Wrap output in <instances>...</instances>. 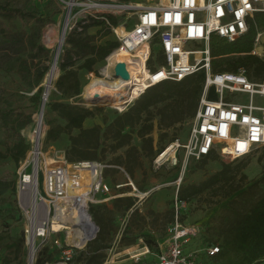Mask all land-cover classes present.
<instances>
[{
  "label": "built area",
  "instance_id": "1",
  "mask_svg": "<svg viewBox=\"0 0 264 264\" xmlns=\"http://www.w3.org/2000/svg\"><path fill=\"white\" fill-rule=\"evenodd\" d=\"M91 6L97 9L110 6L116 15L137 10L134 23L126 21V27L124 23L110 24L120 44L108 54L103 67L91 72L90 82L94 78L111 80L113 89L109 97L120 101V105L114 106L119 113L156 84L182 81L205 71L204 91L189 137L184 143L175 138L157 153V167L184 162V170L191 158L199 161L213 155L241 160L264 147V79H251L244 67L238 71L215 72L211 54L213 36L233 42L253 26L260 35L256 16L264 13V0H160L151 5L133 2L104 5L94 1ZM155 55L159 57L156 59ZM123 62L129 79H122L115 72V66ZM211 89L215 93L212 99L208 98ZM236 94L245 95L248 100L236 99ZM83 99L85 102L89 99L85 93ZM43 118L31 130V149L17 171L18 205L25 220L29 264H36L42 248L49 243L62 256L56 263L46 264H70L78 248L83 249L87 241L97 237L98 226L90 213L92 204L127 195L141 199L161 185L143 191L118 165L104 160L71 162L65 150L54 146L50 151L44 150ZM180 151L183 160L179 157ZM111 167L122 170L128 178L124 185L115 183V192L106 174ZM83 183H86L84 187ZM126 186L132 191L126 192ZM69 218L74 219L71 226ZM72 227L78 233L79 245L72 243L69 231ZM62 231L67 233V238L58 236ZM169 231L167 246L157 251L151 264H202L198 252L189 248L198 230L194 225L183 223L179 206ZM85 236L87 239L81 245ZM220 251L221 246L216 244L207 247L205 254L215 257ZM144 253H151L148 246Z\"/></svg>",
  "mask_w": 264,
  "mask_h": 264
},
{
  "label": "trees",
  "instance_id": "2",
  "mask_svg": "<svg viewBox=\"0 0 264 264\" xmlns=\"http://www.w3.org/2000/svg\"><path fill=\"white\" fill-rule=\"evenodd\" d=\"M120 1L133 2L136 0ZM0 10L8 16L26 18L21 10L10 9L7 5H0ZM31 15L35 17V26L30 28L27 33L22 31L3 33L0 51L6 48H16L17 50L28 48L30 50L31 62L21 63L15 70L21 74L22 85L28 92L33 93L30 100L34 106H37L43 104L44 88L41 84L53 61L52 49L47 48L41 42L42 28L53 19L51 15L47 16L38 12ZM123 20V15L98 14L89 19L78 20L72 27L70 26L71 28L68 27L69 31L67 30L64 41L66 45H64L63 54L58 58L61 74L55 82V87L62 93L63 98L46 103V107L57 113V118L47 123L46 140L54 142L62 135H68L69 144L65 152L66 158L71 162L101 160L107 152L115 153L126 148L124 158L118 157L117 161L119 165L125 167L131 177H134L135 172L144 166L142 155H155L152 136L155 125L161 130H169L176 124H182L187 119L196 117L205 86V71H199L182 81L168 80L156 84L124 112L106 119L104 126L97 124L93 127H85L86 120L95 118L102 107L90 108L72 101L80 98L84 89L80 70L87 72L97 70L99 67L97 68L96 65L104 63L108 54L119 46L120 43L116 39L107 37L113 33L110 24L116 26ZM256 20L259 26L264 28V13L257 14ZM93 27L98 30L91 34L89 30ZM256 33L257 30L253 26L248 33L233 42L213 36L211 39L212 69L215 72H225V70L238 71L240 67H244L251 79H264V60L252 53ZM213 97H215V93L211 89L208 98L212 99ZM33 123V113L26 112L23 105L7 109L0 108V134L4 133L13 137V141L6 147V151L0 150V160L10 158L16 166H20L21 161L31 149L30 141L22 131L32 126ZM136 130L139 139L142 140L140 148L133 143ZM1 144H5V141L0 140ZM213 158L218 159V155H213ZM209 159L211 158H203L199 167L203 168ZM246 163L245 160H242L238 165H234L233 162H222L221 168L208 178L199 183L179 186L178 199L180 201L190 200L216 187L217 191L226 189L228 197L234 193H240L242 187L236 184V179L238 175L241 179L246 178L247 175L243 172ZM107 170L106 174L108 175L110 172ZM10 184L16 188L14 183ZM10 184L0 182V186L4 188ZM257 184H261L263 188ZM241 196H244L247 202L237 210L232 208L231 216L221 232L224 245L215 257L225 260L229 264H262L264 261V174L258 183L251 184ZM135 204V198L132 196L115 197L112 198L111 210L127 212ZM107 209L108 205H91L90 213L98 226V235L86 244L84 250L78 251L70 264H104L108 256L107 251L112 248L113 239L118 233L116 218L112 212L106 214L105 210ZM14 213L19 215L17 208L12 206L0 208V216L6 217L10 214L14 215ZM24 240L22 235L17 236L8 247L16 246L17 249H20L24 245ZM121 242L124 246L134 245L137 238L123 237ZM146 244L152 251L160 249L158 239L153 235H148ZM52 258L50 249L45 247L36 263L46 264V262H52ZM7 262L8 258L0 253V264H7Z\"/></svg>",
  "mask_w": 264,
  "mask_h": 264
},
{
  "label": "rangeland",
  "instance_id": "3",
  "mask_svg": "<svg viewBox=\"0 0 264 264\" xmlns=\"http://www.w3.org/2000/svg\"><path fill=\"white\" fill-rule=\"evenodd\" d=\"M68 1L71 0H0V5H7V7L10 9H17L19 11L21 10L26 15V18H22L21 16H8L5 14V12L0 10V41L2 39L3 33L20 31L27 33L30 28H33L35 26L36 20L31 14L34 12L43 13L47 16L51 15L53 19L42 28L41 42L45 44L47 48L52 49L53 57L50 69L47 72L48 74L41 84L44 88L42 95L43 98L46 92L45 83L48 76L50 75V71L55 60V52L59 45V41L62 40L63 25L67 17V11L69 9L67 4ZM94 1L104 5L121 3L120 0H75V5L70 10V20L68 27H72L73 24L78 22V20L84 18L89 19L93 17V15L107 13L116 14L110 6L102 7L100 9L91 6ZM159 1L160 0H136L133 1V3L151 5ZM136 12L137 10L131 12V14H117L124 16L122 23L126 21L129 23H134L137 19ZM127 25L128 24L125 23L123 24L124 27ZM97 30L98 28L93 27L90 28L89 32L93 34L97 32ZM258 32L260 35L258 36L256 33L253 54L258 55L264 60V28L260 27ZM107 38L116 39L113 33L109 34ZM257 38L259 40H257ZM64 41L62 43L63 46L60 56L63 54L64 45H66L64 44ZM155 56L156 59L159 57L158 55ZM25 62H31L30 50L28 48H19V50L16 48H6L0 51V108L7 109L8 107L11 108L23 105L26 112L33 113V125L23 129L22 131L27 139L31 140V130H33L39 123V115L41 113L42 104H38L37 106L33 105L30 100V96L33 93L28 92L27 89L22 85L21 74L15 70V68H17L21 63ZM103 65L104 63H98L96 67L100 68L103 67ZM57 73V76L53 80L51 92L45 103H48L51 100L63 98L62 93L55 87V82L61 74L59 61ZM80 77L84 89L80 95V98L74 99L72 101L81 103L90 108H94L95 106L102 107V110L95 115V118L86 120V125L84 124V126L93 127L97 124L104 126L105 120L113 118L117 113H119V111L111 104H98L92 106L88 102H85L83 95L84 93L86 94V86L91 83V72L81 69ZM234 98L243 99L245 101L248 100V97L242 94H236L234 95ZM43 117V129L46 132L48 128V121L57 118V113L45 106ZM59 121L64 123L61 119H59ZM156 121L157 116L155 118V123ZM193 121L194 118L187 119L182 124H176L175 126L169 128V130H161L157 127V125L154 127L152 136L154 138L155 144V155H142L141 159H143L144 166L141 168V170H137L135 172L136 174L134 177H132V179L137 188L143 191L155 189L158 185H161V188H156L141 199H138L132 195H127L134 197L136 202L135 206L129 209L127 212H117L116 210L112 211V200L99 202L97 204V206L108 205V209L105 210V213H113L118 227V233L113 239V243L111 245L112 248L107 251L108 256L104 261V264H151L153 262L152 255H143V252L145 251L143 247L147 246L146 238L148 235H153L156 239H158L159 248H165L167 246L166 243L170 238L169 228L174 219L173 215L175 214L178 206L183 223L194 225L198 230L197 235L191 238L189 248L198 252L199 259L202 261V264H229L228 262H225V260H221L216 257H208L205 254V249L216 244H219L221 247H223V236L221 232L223 231V227L231 216L232 208L233 210H237L238 207L244 206L247 201L244 199V196H241L243 191L249 189L251 184H254L255 182L258 183L264 174V147L257 148V150L254 151L249 157L242 158L241 160H225L221 156H218V159L211 157V159H209L208 163L205 164L203 168L199 167L202 159H199L198 161L192 158L188 161L184 170H182L184 162L177 166L166 164L164 166L157 167L155 164L156 153H159L169 144L170 141L175 138H180L181 142L183 143L186 142L189 137V132L191 130ZM1 134L0 140H4L5 144L0 145V150L6 151V147L11 144L13 137L7 136L4 133L2 135ZM68 143V135H62L57 141L54 142H48L45 136L43 147L46 151H50L52 146L66 151ZM133 143L139 148L142 147V140L141 138L139 139L137 130L134 133ZM125 151L126 148L115 153L107 152L104 156H102L101 160H104L109 164H118V166L124 168L125 172H127L125 167L123 165H119L117 161L118 157L124 158ZM179 157L183 160L184 157L182 151L179 152ZM242 160L247 162L246 166L243 168V172H245L247 176L245 179H241L240 175H238L236 179V184L242 187L240 193H234L228 197L226 189L217 191L216 189L218 188L216 187L214 189L207 190L190 200L180 201L178 199L177 192L180 188L179 186L188 183H199L200 181L208 178L221 168L222 162H233L234 165H238L240 162H242ZM18 168L19 166H16L10 158L0 160V182L5 184L14 183L16 185L18 179ZM113 169L115 170L113 171ZM107 171L110 172V174H108V181L112 185L113 192L116 191V188H114L115 183L120 182L121 185H124L128 180L127 175L120 169L111 168ZM181 176H183V178L180 181L179 179ZM257 185L260 188H263L261 184ZM124 190L126 192L132 191L128 186H126ZM18 201V193L13 185L10 184V186L7 188L0 186V208L12 206L15 209L17 208V211H19V215L18 213H14V215L10 214V216L6 217H3V215L0 216V253L8 258L7 264H29L30 250L26 245V235L24 233L25 220L22 215V210L18 205ZM73 223L74 219L69 218L68 224L71 226ZM73 230H76V228L72 227V229L69 230L71 236H73L72 243L74 242V244H78V233H75ZM20 235H22L25 239L24 245L20 249H17L16 246L8 247L15 240V238ZM58 236L61 237V239H64L67 238V233L62 231ZM123 237L137 238V242L134 245L124 246L123 242H121ZM89 241H87V243ZM45 247H48L52 253L53 258L51 263H56V261L61 259L62 255L60 250H58L56 247H53L51 243L47 244ZM81 250H84V248H78L77 253Z\"/></svg>",
  "mask_w": 264,
  "mask_h": 264
},
{
  "label": "bare ground",
  "instance_id": "4",
  "mask_svg": "<svg viewBox=\"0 0 264 264\" xmlns=\"http://www.w3.org/2000/svg\"><path fill=\"white\" fill-rule=\"evenodd\" d=\"M69 8H72L75 4L71 1H68L67 2ZM69 20H70V15L68 16V19H65L64 21V25H63V29H65V27L68 25L69 23ZM62 40L59 41V45L56 49V52H55V62L52 66V69L50 71V75L48 76L47 80H46V83H45V87H46V92L48 93L46 95V98H45V101L47 100L50 92H51V88H52V85H53V80L54 78L57 76V71H58V61H59V56H60V52H61V49H62ZM121 60H123V58H120ZM118 59V60H120ZM112 85V82L110 79L108 78H94V80L91 81V83L89 85L86 86V95L88 98H91L92 96L95 95L96 92H99V93H103L105 95H107L108 97L111 96L112 94V89H113V86ZM105 98L104 102H108L109 104H111L112 106H118L120 105V101H118L117 99L115 98ZM39 117L42 119V112L40 113ZM86 185V183H83V187ZM74 213L76 214V211H74ZM80 215V214H79ZM92 228V231H93V226L91 227ZM88 235H91V234H88ZM87 239V237L85 236L83 238V240L80 242V243H84V241Z\"/></svg>",
  "mask_w": 264,
  "mask_h": 264
},
{
  "label": "water",
  "instance_id": "5",
  "mask_svg": "<svg viewBox=\"0 0 264 264\" xmlns=\"http://www.w3.org/2000/svg\"><path fill=\"white\" fill-rule=\"evenodd\" d=\"M72 2L74 3V1L72 0ZM70 10H71V8H69L68 9V11H67V17H66V19H68V16H69V14H70ZM68 26H69V23H68V25L65 27V29H63V33H62V43H63V41H64V38H65V34H66V32H67V28H68ZM54 62H55V60H54ZM54 64V63H53ZM115 72H116V74L118 75V76H120V77H122V79L124 78V79H129V77H130V74H129V72L126 70V65H125V63L123 62V63H118L116 66H115ZM48 93L47 92H45V94H44V100H43V104H42V106H41V112H42V115H43V111H44V108H45V106H46V103H45V98H46V95H47ZM108 96L107 95H105V94H103V93H96L93 97H91V98H89V99H87V102L90 104V105H92V106H95V105H98V104H104V105H110L108 102H104V101H102V100H104L105 98H107ZM109 98V97H108Z\"/></svg>",
  "mask_w": 264,
  "mask_h": 264
},
{
  "label": "crops",
  "instance_id": "6",
  "mask_svg": "<svg viewBox=\"0 0 264 264\" xmlns=\"http://www.w3.org/2000/svg\"><path fill=\"white\" fill-rule=\"evenodd\" d=\"M85 125H86V122H85ZM68 144H69V143H68ZM68 144H67V145H68ZM145 247H146V246H144L143 248L145 249ZM148 247H149V246H148ZM149 248H150V247H149ZM130 249H131V248H130ZM159 250H160V249H159ZM157 251H158V250H157ZM157 251H152V250H151V253H149V254L152 255V260H153V262L155 261V254H156ZM143 253H144V252H143ZM138 255H139V254H138ZM138 255H137V256H138ZM143 255H145V253H144Z\"/></svg>",
  "mask_w": 264,
  "mask_h": 264
}]
</instances>
